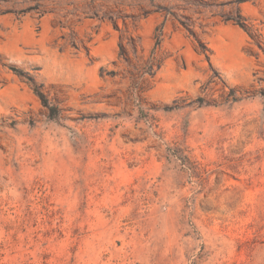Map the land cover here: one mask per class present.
<instances>
[{
    "label": "rangeland",
    "instance_id": "374dc122",
    "mask_svg": "<svg viewBox=\"0 0 264 264\" xmlns=\"http://www.w3.org/2000/svg\"><path fill=\"white\" fill-rule=\"evenodd\" d=\"M0 264H264V0H0Z\"/></svg>",
    "mask_w": 264,
    "mask_h": 264
},
{
    "label": "bare ground",
    "instance_id": "6f19581e",
    "mask_svg": "<svg viewBox=\"0 0 264 264\" xmlns=\"http://www.w3.org/2000/svg\"><path fill=\"white\" fill-rule=\"evenodd\" d=\"M7 22H8V20H7ZM11 23H12V21H11ZM13 23L10 25V27H11L10 31L11 32H9V33H11L10 35H12L11 36L12 37V45L14 46L15 49H16L15 46L18 45L17 43L19 41L20 42L22 41V42L30 44V45H33L37 42V44H39L40 46H44L41 39L36 40V38L35 39L33 38L34 35L33 34L31 35V33H33L32 29H31L32 32H30L28 30V28L23 25L24 27H22L21 30H19L17 25H16L17 23L16 24H13ZM8 25H9V23H8ZM216 51H217L218 56L223 60V62H225L226 65H231L234 63L236 64L238 62H241L244 59L243 58L244 56L242 55L241 50H240V43L237 41H234V40L230 41V42H225V41L220 39L217 43V50Z\"/></svg>",
    "mask_w": 264,
    "mask_h": 264
}]
</instances>
